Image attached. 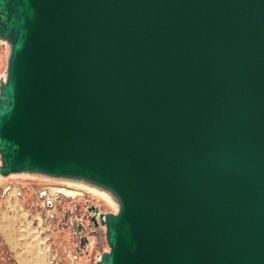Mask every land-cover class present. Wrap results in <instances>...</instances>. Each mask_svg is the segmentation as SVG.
<instances>
[{
	"label": "water",
	"instance_id": "95a60500",
	"mask_svg": "<svg viewBox=\"0 0 264 264\" xmlns=\"http://www.w3.org/2000/svg\"><path fill=\"white\" fill-rule=\"evenodd\" d=\"M0 175L119 210L97 264H264V0H0Z\"/></svg>",
	"mask_w": 264,
	"mask_h": 264
},
{
	"label": "built area",
	"instance_id": "2783aa9c",
	"mask_svg": "<svg viewBox=\"0 0 264 264\" xmlns=\"http://www.w3.org/2000/svg\"><path fill=\"white\" fill-rule=\"evenodd\" d=\"M39 178L9 188L16 203L13 209L21 215L20 225L47 237L48 264H97L109 250L105 228L100 224L94 227V213H89L90 208L99 206L97 196L88 190L69 196L61 191L65 184Z\"/></svg>",
	"mask_w": 264,
	"mask_h": 264
},
{
	"label": "rangeland",
	"instance_id": "374dc122",
	"mask_svg": "<svg viewBox=\"0 0 264 264\" xmlns=\"http://www.w3.org/2000/svg\"><path fill=\"white\" fill-rule=\"evenodd\" d=\"M6 66L7 53L3 47H0V72L6 69ZM39 179L43 180V178ZM30 180L32 178L11 176L0 180V264H48L49 242H46L47 237L40 235L34 228H23L20 225L21 215L18 214L17 209H13L16 203L10 197L11 195L9 196L11 194L9 188L12 189L14 184H22ZM80 194L82 192L77 195ZM95 202H98L105 211H113L111 207L100 203L99 200ZM9 258H12L11 262Z\"/></svg>",
	"mask_w": 264,
	"mask_h": 264
},
{
	"label": "bare ground",
	"instance_id": "6f19581e",
	"mask_svg": "<svg viewBox=\"0 0 264 264\" xmlns=\"http://www.w3.org/2000/svg\"><path fill=\"white\" fill-rule=\"evenodd\" d=\"M0 47H3V49L6 51L7 53V58L10 54V45L5 42L0 40ZM7 72L5 71V69L0 72V80H6L7 78ZM11 177H24V178H39L41 176L38 175H34V174H29V173H21V174H14V175H10ZM45 178V177H43ZM7 179V177H3L0 175V180H5ZM56 182L65 184V187H69V188H63V193H65L66 195L69 196H76L77 194H79L82 190H88L90 192H93L95 195H97V199L99 200L100 203H104L105 205H108L109 207H111L113 209L112 212H118L119 210V204L117 203V201L115 200V198L113 196H111L108 192H106L105 190L96 187V186H92L90 184L81 182V181H74V180H64V179H52ZM77 188V189H76ZM101 209L100 211L103 213H110V211H105L104 209H102V206L100 204H98Z\"/></svg>",
	"mask_w": 264,
	"mask_h": 264
}]
</instances>
